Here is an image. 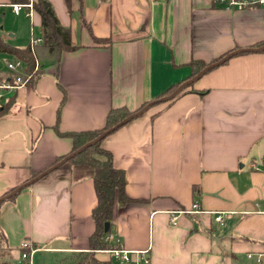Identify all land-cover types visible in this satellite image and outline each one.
I'll list each match as a JSON object with an SVG mask.
<instances>
[{
    "label": "crops",
    "instance_id": "0c3cea01",
    "mask_svg": "<svg viewBox=\"0 0 264 264\" xmlns=\"http://www.w3.org/2000/svg\"><path fill=\"white\" fill-rule=\"evenodd\" d=\"M47 1L74 49L58 61L42 49L40 76L1 92L0 198L71 153L64 134L103 128L113 108L154 103L103 142L125 172L131 200L116 204L109 241L150 264H264V8ZM13 4L20 3L0 0V38L26 49L32 37L43 38L41 16L16 14ZM231 54L201 75L202 65ZM17 60L0 52L1 80L13 77L8 64ZM178 85L185 87L161 102ZM97 203L92 174L79 167L23 188L1 205L3 261L22 264L21 244L30 241L33 264H77L90 252ZM194 204L200 213L176 214ZM218 213L227 214L224 225ZM95 258L127 264L109 250Z\"/></svg>",
    "mask_w": 264,
    "mask_h": 264
},
{
    "label": "trees",
    "instance_id": "16d2710c",
    "mask_svg": "<svg viewBox=\"0 0 264 264\" xmlns=\"http://www.w3.org/2000/svg\"><path fill=\"white\" fill-rule=\"evenodd\" d=\"M14 2L25 4L28 3L29 0H14ZM71 2L72 0H67L69 7L71 6ZM35 10L41 16L42 27L44 31L43 44L36 47V52L37 54H39L43 49L46 51L49 57L53 58L55 61H58L63 52L71 51L74 49V47L72 46L71 30L68 28H64L60 24L55 10L49 1L37 0L35 3ZM0 52L14 55L17 59L25 63L28 71H33L35 65V57L31 52L30 46L26 49L15 48L4 43L0 38ZM201 68V70H204L206 66L202 65ZM40 74L41 72H39L34 79L38 78ZM196 76L197 75H195V77ZM13 81V77H9L4 80L0 79V85L3 83H13ZM179 87L180 85L172 88L162 97H160V99L172 95L177 91ZM9 103L10 101L5 106L6 108L8 107ZM149 104L150 103L144 104L136 111H130L125 107L113 108L107 114L106 123L103 128L64 134V136L73 140L74 149L71 153L58 158L54 165L62 161L65 157L72 154L73 152L81 149L86 144L98 139L104 133L110 131L115 126L119 125L124 120L129 118L131 115L138 113ZM2 114L3 113L0 112V115ZM115 132L111 133L110 135L114 134ZM106 138L84 149L81 153H79L75 157H72L70 160H68L58 168L64 169L70 167H79L89 170V172H91L92 174L97 194L98 203L92 213L93 219L96 223V231L90 238V252L81 253L77 264H111L110 262L97 260L95 258V253L101 250H112L119 248L118 245L113 244L109 241L114 208L116 204L126 205L131 202L125 190V172L123 170L115 168L113 164L112 153L103 147V142ZM37 176L38 175H36L35 177ZM13 191H11L10 193H12ZM18 193L13 195L9 199H14L18 195ZM2 203H0V264H11L3 261L2 258V256H4L3 245L5 243V236L1 228ZM107 223L110 225L108 231H106L105 228Z\"/></svg>",
    "mask_w": 264,
    "mask_h": 264
},
{
    "label": "built area",
    "instance_id": "2783aa9c",
    "mask_svg": "<svg viewBox=\"0 0 264 264\" xmlns=\"http://www.w3.org/2000/svg\"><path fill=\"white\" fill-rule=\"evenodd\" d=\"M37 0H29L28 3L25 4H13L11 5L13 11L16 14H19L21 10L27 9L28 13L27 15L32 17L33 14L36 12L35 10V3ZM222 6H224L225 9L228 10H244L251 7H257V8H264V0H213ZM43 44V38H35L32 37L30 41V49L35 57V65L33 71H28L25 63L21 60H17L15 62H10L8 64V69L12 73L14 81L13 83H3L0 85V97L1 92L3 90H15L21 87H25L29 85L35 78V76L42 71L41 62L39 61L37 57L36 47ZM251 168L255 171H261L263 170L260 168L256 163H253L251 165ZM200 208L198 204H194L193 209L191 211H183L178 212L176 214H184V213H200ZM227 217L226 213H218L216 215V221L217 223H221L224 225V220ZM178 215H175L173 217V223L174 225L177 224ZM21 261L23 264H33V255L37 252V247L30 242L25 241L21 244ZM111 255L116 258L117 260L127 263V264H150V259L146 256H142L140 259L133 261L131 257V252L123 249V248H116L109 250ZM140 254V253H136Z\"/></svg>",
    "mask_w": 264,
    "mask_h": 264
},
{
    "label": "water",
    "instance_id": "95a60500",
    "mask_svg": "<svg viewBox=\"0 0 264 264\" xmlns=\"http://www.w3.org/2000/svg\"><path fill=\"white\" fill-rule=\"evenodd\" d=\"M236 54V53H233ZM231 55H228L225 59L214 63L208 67H206L203 72L201 73V75H203L205 72H207L209 69L217 67L219 65H221L222 63H224L226 60H228L230 58ZM200 75V76H201ZM199 76V77H200ZM196 77V78H199ZM185 87V85H182L181 87H179L177 89V91L175 93H173L172 95L168 96V97H164L163 99H161V102L163 101H168L172 98H174L175 96H177ZM154 103H150L149 105H147L144 109H142L141 111H139L136 114L131 115L129 118H127L126 120H124L122 123H120L119 125L115 126L113 129H111L110 131H107L106 133H104L101 137H99L98 139L86 144L84 147H82L81 149L73 152L72 154L68 155L67 157H65L62 161H60L59 163H57L56 165H54L53 167L47 169L46 171H44L43 173H41L40 175H38L37 177H35L34 179H32L31 181L25 183L24 185H22L21 187L15 189L12 193L0 198V203H2L5 200H8L10 197H12L13 195L17 194L20 190H22L23 188L33 184L34 182L38 181L39 179L43 178L44 176H46L48 173L58 169L59 167H61L64 163H66L68 160H70L72 157H75L76 155H78L79 153H81L84 149L88 148L89 146L96 144L97 142L102 141L104 138H106L107 136H109L111 133L117 131L118 129H120L121 127H123L124 125H126L127 123H129L130 121H132L133 119L137 118L138 116L142 115L149 107H151ZM106 231L109 230L110 225L107 223L106 226Z\"/></svg>",
    "mask_w": 264,
    "mask_h": 264
},
{
    "label": "rangeland",
    "instance_id": "374dc122",
    "mask_svg": "<svg viewBox=\"0 0 264 264\" xmlns=\"http://www.w3.org/2000/svg\"><path fill=\"white\" fill-rule=\"evenodd\" d=\"M23 264V263H22Z\"/></svg>",
    "mask_w": 264,
    "mask_h": 264
}]
</instances>
